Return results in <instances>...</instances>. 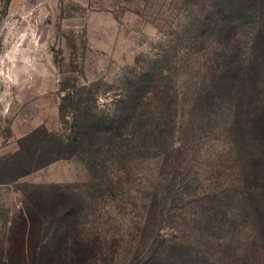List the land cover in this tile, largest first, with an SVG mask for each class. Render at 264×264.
<instances>
[{"label": "trees", "instance_id": "1", "mask_svg": "<svg viewBox=\"0 0 264 264\" xmlns=\"http://www.w3.org/2000/svg\"><path fill=\"white\" fill-rule=\"evenodd\" d=\"M221 3L222 43L216 58L195 63L201 75L190 96L183 99L181 80L172 78L176 65L168 52L124 73L110 105L99 104L98 95L94 104L63 96L62 129L44 138L43 155L84 161L92 191L88 199L63 186L43 189L41 202L11 221L10 241L23 245L1 250L0 264H230L242 229L247 250L253 212L264 229V0ZM243 34L250 38L247 51L235 43ZM215 129L225 138L212 147V161L199 162L196 145L186 154L199 132ZM137 159H154L157 171L130 204L138 211L127 225L135 230L130 240L103 227L88 232L93 202L108 199L118 178L127 184L125 166Z\"/></svg>", "mask_w": 264, "mask_h": 264}, {"label": "rangeland", "instance_id": "2", "mask_svg": "<svg viewBox=\"0 0 264 264\" xmlns=\"http://www.w3.org/2000/svg\"><path fill=\"white\" fill-rule=\"evenodd\" d=\"M221 1L0 0V251H19L23 242L10 241L11 221L26 207L39 204L43 189L57 191L63 186L82 198L92 191L84 161L43 155L44 138L62 129L60 105H68L63 96L70 93L74 99L94 104L98 95L99 104L110 105L124 73L166 52L175 62L172 78L181 80L183 99L190 96L201 75L195 63L216 58L222 43ZM249 40L243 34L234 42L247 51ZM206 132H199L185 151L191 154V145H196L200 153L195 158L205 164L213 159L209 157L212 147L220 146L225 138L221 129ZM107 167L114 170L111 164ZM125 168L130 172L128 183L123 182L126 177L118 178L110 197L94 201L96 215L85 221L88 232L103 227L123 243L130 240L129 232H135L127 225L138 219L137 208L130 204L140 194L144 178L156 173L157 164L154 159H137ZM122 190H128V195L120 197ZM255 192L257 196L259 190ZM251 206L255 207L253 202ZM253 213L247 250L239 241L242 229L237 232L230 264H264V239L262 245L257 243L264 229ZM17 230L21 231L20 226ZM38 244L51 248L57 242L39 240Z\"/></svg>", "mask_w": 264, "mask_h": 264}]
</instances>
